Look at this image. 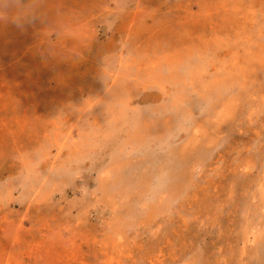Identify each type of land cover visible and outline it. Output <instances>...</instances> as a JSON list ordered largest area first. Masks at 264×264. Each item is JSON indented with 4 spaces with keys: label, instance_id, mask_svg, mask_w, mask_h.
Instances as JSON below:
<instances>
[{
    "label": "rangeland",
    "instance_id": "obj_1",
    "mask_svg": "<svg viewBox=\"0 0 264 264\" xmlns=\"http://www.w3.org/2000/svg\"><path fill=\"white\" fill-rule=\"evenodd\" d=\"M0 264H264V0H0Z\"/></svg>",
    "mask_w": 264,
    "mask_h": 264
}]
</instances>
